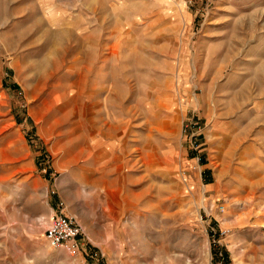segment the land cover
Masks as SVG:
<instances>
[{"label": "rangeland", "instance_id": "rangeland-1", "mask_svg": "<svg viewBox=\"0 0 264 264\" xmlns=\"http://www.w3.org/2000/svg\"><path fill=\"white\" fill-rule=\"evenodd\" d=\"M263 172L264 0H0V264H264Z\"/></svg>", "mask_w": 264, "mask_h": 264}, {"label": "crops", "instance_id": "crops-1", "mask_svg": "<svg viewBox=\"0 0 264 264\" xmlns=\"http://www.w3.org/2000/svg\"><path fill=\"white\" fill-rule=\"evenodd\" d=\"M194 106H196V104H193ZM231 115H235V110L232 111V113L230 112H225V114H222L220 116L218 115H214L211 114L210 112H202L200 114H198V118L201 119V124L202 126H236V124L233 121V116ZM211 134L214 135L215 137H220L224 134H221L219 130H213L211 131ZM261 174V173H260ZM257 177L259 178V181H255L253 179H249L251 182H247L245 181L243 185H241L242 189L238 190L237 189V193L239 195H235V199H239V198H244L246 197V199H244L245 201L242 202L243 204L246 202H252V204L250 205H246L248 206L247 208H243L242 210L243 212V224L241 226H237L235 227L233 226H229V227H235L232 229H238V228H243V229H247L248 232H253V231H264V227L263 223H264V217H257L255 212L253 210H255V207L258 205H264V188L262 189L261 185H264V172L259 175L257 174ZM253 184H250L252 183ZM208 186V185H207ZM248 195H251L252 197H255L258 201H248L247 199L249 198ZM234 199V200H235ZM230 200V199H229ZM250 206V208H249ZM251 211V212H250ZM239 210H236L233 212V216H235L236 213H239ZM250 212L248 215L247 213ZM235 220V219H234ZM232 220V221H234ZM231 221V222H232ZM237 223L236 221L233 223L235 224ZM231 243L234 242V236L231 237L230 239Z\"/></svg>", "mask_w": 264, "mask_h": 264}, {"label": "built area", "instance_id": "built-area-1", "mask_svg": "<svg viewBox=\"0 0 264 264\" xmlns=\"http://www.w3.org/2000/svg\"><path fill=\"white\" fill-rule=\"evenodd\" d=\"M81 227L72 217L55 214L49 220L44 231L45 239L52 248H63L70 257H77L82 253V245L78 238Z\"/></svg>", "mask_w": 264, "mask_h": 264}, {"label": "bare ground", "instance_id": "bare-ground-1", "mask_svg": "<svg viewBox=\"0 0 264 264\" xmlns=\"http://www.w3.org/2000/svg\"><path fill=\"white\" fill-rule=\"evenodd\" d=\"M250 200V199H248ZM250 204V203H249ZM248 204V205H249ZM255 212H256V216L259 218V217H264V205H258V207H255ZM227 226V225H226ZM263 226H264V223H263ZM264 228V227H262Z\"/></svg>", "mask_w": 264, "mask_h": 264}, {"label": "trees", "instance_id": "trees-1", "mask_svg": "<svg viewBox=\"0 0 264 264\" xmlns=\"http://www.w3.org/2000/svg\"><path fill=\"white\" fill-rule=\"evenodd\" d=\"M223 251V252H222ZM221 251V256H220V259L221 260H226L227 259V255H228V253L225 251V250H222ZM220 252V251H219ZM218 251L216 252V254H218L219 253Z\"/></svg>", "mask_w": 264, "mask_h": 264}]
</instances>
